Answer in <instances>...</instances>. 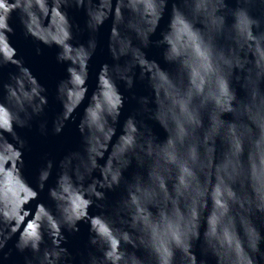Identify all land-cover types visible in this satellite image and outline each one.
I'll return each instance as SVG.
<instances>
[{
	"label": "clouds",
	"instance_id": "9594fccd",
	"mask_svg": "<svg viewBox=\"0 0 264 264\" xmlns=\"http://www.w3.org/2000/svg\"><path fill=\"white\" fill-rule=\"evenodd\" d=\"M170 2L167 28L153 41ZM70 5L86 10V42H74L80 29ZM109 17L115 62L101 65L89 97L97 33ZM17 18L26 36L56 45L57 59L67 62L52 130L62 132L88 97L78 122L82 147L60 159L48 189L55 210L42 200L29 206L54 160L41 166L38 187L22 173L26 140L17 126L30 127L49 97L17 55ZM0 43V65L18 66L0 96L8 117L0 122V176L11 169L24 186L19 205L0 196V264L11 257L14 237L16 250L30 251L24 264H77L65 229L78 232L81 220L90 224L92 247L79 264H209V254L215 264H264V0H0ZM152 43L163 46L171 67L147 55ZM137 69L150 91L137 97L139 107L118 132L126 99L119 82L132 88ZM40 127L46 133L47 120ZM120 187L110 202L108 190Z\"/></svg>",
	"mask_w": 264,
	"mask_h": 264
},
{
	"label": "water",
	"instance_id": "95a60500",
	"mask_svg": "<svg viewBox=\"0 0 264 264\" xmlns=\"http://www.w3.org/2000/svg\"><path fill=\"white\" fill-rule=\"evenodd\" d=\"M69 17L72 20L74 26L79 25L80 30H75V40L74 42H86L90 31L87 29V13L84 8L77 7L75 5L67 6ZM171 11V2L168 5V10L162 17L160 25L158 26L155 33L152 34L151 39L153 41L159 39L162 35V31L167 28L169 22V15ZM254 14H260L259 11H254ZM16 32L12 36V42L17 47V55L22 57L24 63L28 65L33 73L37 75L39 80L46 85L47 95L49 97V103L46 105L45 112L34 116L31 120V126L19 127L17 126V132L19 135L26 140V145L24 146V166L22 168V173L25 178L33 186L38 187V175L41 166L46 164L47 159L51 158L54 160V168L52 175L46 182V186L41 190L40 196L37 200H34L29 205L35 209V205L38 201L42 200L46 204L55 210V203L48 194V189L50 186L54 185L57 175V169L59 167L60 159L67 154L69 151L80 149L82 147L81 133L78 129V122L80 115L83 113V108L88 102V97L77 109L76 119L69 120L65 125V128L60 133H55L53 129V120L57 113L62 110V103L57 98V84L62 79L68 75L67 72V62H61L57 59L58 47L56 45H47L43 42L35 40L31 36H26L24 34L23 25L20 24L19 19L15 21ZM112 24V18L106 19L103 25L100 26L99 32L97 33L99 44L90 62V77H89V92L90 97L92 91L96 88L97 83V73L104 62L114 63V59L108 49V39L110 35ZM3 44L0 43V48ZM37 47L41 48L42 51L38 52ZM147 55L150 58L157 59L162 66L171 67L167 61L163 58V46L152 43L149 47L145 49ZM123 59V58H122ZM18 71V66L9 62L0 65V96L3 95L5 89L3 85L5 82L10 81L11 74ZM139 69H137V78L132 88H127L125 82H119V87L124 93L125 105L122 109L120 121L118 125V132L121 130L122 124L126 117L130 114L136 112L139 107L137 97L140 95L148 94L150 89L147 84V80L139 78ZM135 94V95H134ZM226 117L231 118V114H226ZM7 113L0 109V122L6 120ZM147 119V115L144 116ZM43 120H47V132L41 131L40 123ZM148 123L153 127L154 131L163 138L166 136L165 130L159 125L158 122L148 119ZM9 139L13 137L9 134ZM136 170L135 161L130 165L129 169L126 170L125 175L131 176ZM2 171V168H0ZM96 174H99L98 172ZM23 185L20 180L12 173L11 169L8 170L7 176H0V196L7 194L10 199L17 205L23 200L21 192L23 191ZM123 188H117L115 190H108L107 196L110 202L117 199ZM42 205L36 206V212L39 214V208ZM27 211V210H26ZM101 211L96 205L90 206V212L95 214ZM36 218L33 216L27 221L28 224L35 223ZM80 230L78 232H70L65 229V233L68 239L64 242L69 250L73 252L77 264L82 255H86L89 248L92 247L89 243V228L90 224L84 220L79 222ZM27 225H25L26 227ZM14 240L9 241L8 247L13 248L11 257L6 261V264H24V256L26 254L30 255L29 250L25 252H20L14 247ZM7 250V249H6ZM198 256H203L204 253L201 250L200 243H196L194 249ZM209 264H215V258L210 254L207 256Z\"/></svg>",
	"mask_w": 264,
	"mask_h": 264
}]
</instances>
